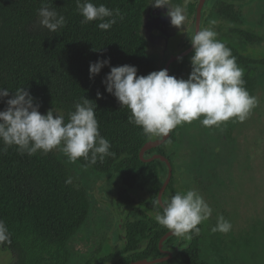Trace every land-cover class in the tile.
Wrapping results in <instances>:
<instances>
[{
  "label": "trees",
  "instance_id": "1",
  "mask_svg": "<svg viewBox=\"0 0 264 264\" xmlns=\"http://www.w3.org/2000/svg\"><path fill=\"white\" fill-rule=\"evenodd\" d=\"M247 1L211 0L207 9L231 25L228 33L218 40L231 50L237 66L243 69L244 87L254 96L259 67L264 71V56L244 53L248 43L260 40L241 26V5ZM90 2L105 5L113 10L114 16L119 9L122 18L115 17L116 23L102 30L98 27L102 21L82 23L76 0H0V88L9 89V95L0 98V111L5 110L6 101L20 88L30 93L40 113L59 109L65 122L75 103L82 102L83 97L96 104L99 132L109 140L112 155L103 161L98 158L95 164L84 158L77 162L99 172L113 173L121 182L114 204L124 215V237L120 236L121 243L116 248L96 261L89 259L83 264H129L162 254L158 242L169 230L159 225L149 212L154 215L162 212L156 201L167 166L158 158L144 161L139 157L146 141L157 137L145 135L141 127L129 122L130 111L105 90L102 80L111 67L125 64L135 66L137 75H147L158 71L160 59L157 53L149 51L142 33L150 0ZM171 2L174 6L182 4V0ZM43 3L65 18V25L56 33L38 25L37 10ZM196 6H185L189 15H195ZM108 19L111 18L106 17L105 21ZM98 59H108L109 64L90 79L89 63ZM176 63L172 62L171 73L178 78ZM177 140L178 126L144 155L146 158L156 152L170 160L172 174L163 199L186 192L172 158ZM89 212L85 188L69 177L65 164L53 150L21 154L17 146H5L0 141V220L9 233V240L0 246L15 252L14 264H68L72 256L69 240L83 227ZM174 237L166 241L171 242ZM177 240L180 243L173 247L176 254L154 264H196L195 233L183 236V240L177 236Z\"/></svg>",
  "mask_w": 264,
  "mask_h": 264
},
{
  "label": "clouds",
  "instance_id": "2",
  "mask_svg": "<svg viewBox=\"0 0 264 264\" xmlns=\"http://www.w3.org/2000/svg\"><path fill=\"white\" fill-rule=\"evenodd\" d=\"M153 7H167L166 15L171 25L185 27V7L173 5L171 0H151ZM82 23L102 21L98 27L108 30L121 17L119 9L110 10L103 4L94 5L90 0H76ZM38 25L56 33L66 21L47 3L37 10ZM106 17H110L105 21ZM192 46L191 71L187 79L168 74L167 69L137 75L131 65L111 67L102 83L105 90L115 96L121 107L130 111L129 122L142 128L145 135L167 137L177 126L199 119L205 127L220 125L231 119L243 122L256 107L257 98L244 87L243 69L225 44L216 39L210 28L186 31ZM98 50V49H96ZM109 64L108 59L89 63V78ZM9 95L8 88H0V98ZM100 93L97 92V97ZM83 97L74 105L67 122L62 114L49 109L45 114L38 111V104L23 88L17 89L0 111V141L5 146L15 145L21 154L33 155L37 151L47 153L59 149L74 163L79 158L95 164L111 156L110 142L99 132L95 116L96 104ZM53 112L56 113L55 117ZM155 221L176 236L199 234L200 225L208 220L212 208L195 190L176 192L167 198H157ZM231 223L223 215L217 217L213 232L227 233ZM190 238V236H189ZM9 240L6 225L0 220V244Z\"/></svg>",
  "mask_w": 264,
  "mask_h": 264
},
{
  "label": "rangeland",
  "instance_id": "3",
  "mask_svg": "<svg viewBox=\"0 0 264 264\" xmlns=\"http://www.w3.org/2000/svg\"><path fill=\"white\" fill-rule=\"evenodd\" d=\"M197 2L198 0H182L181 6L197 5ZM210 2L211 0L206 1L204 12ZM153 8L162 11L165 7H153L152 3L149 4L143 17L142 33L148 41L149 51L158 54V70H161L170 55L181 52L190 44L186 31L189 28L194 31V15H189L185 8V27L178 29L171 25L170 17L166 14L161 13L159 17L154 15L151 11ZM206 14L205 25L204 21L201 22L202 29L213 30L217 34V40L222 34L228 33L227 29L231 25L225 19L210 11ZM241 18V26L260 38L259 41L248 44L245 52L264 56V0L243 2ZM191 55L192 50L176 60L177 66L181 65L180 78H188ZM257 76L254 97L258 103L243 122L231 119L220 127H205L197 119L178 126V140L174 146L176 151L172 158L180 172L182 186L197 191L211 208L215 205L230 206L233 211L225 215L228 220L239 216V220L244 222L252 216L253 219L257 217L255 222H259L260 216L256 209L264 210V177H259V167L264 161V71L261 68ZM53 110L61 114V110ZM53 115L55 117L56 113L53 112ZM53 151L65 164L69 177L85 188L90 201V212L83 227L69 240L72 256L68 264H83L89 259L96 261L121 243L118 224L122 221H119L120 212L114 204L121 182L113 173L99 172L80 165L77 161L71 163L58 148ZM231 161L235 162V166L229 172L227 166L230 167ZM229 174L234 176L231 184ZM212 222L215 221L209 219V228L212 227ZM256 229H264V219ZM230 237L231 234H226L227 241L222 243L231 242ZM210 238L214 240V235ZM14 261L15 252L0 246V264H14ZM206 264L212 263L207 261Z\"/></svg>",
  "mask_w": 264,
  "mask_h": 264
},
{
  "label": "flooded vegetation",
  "instance_id": "4",
  "mask_svg": "<svg viewBox=\"0 0 264 264\" xmlns=\"http://www.w3.org/2000/svg\"><path fill=\"white\" fill-rule=\"evenodd\" d=\"M151 11L153 12L154 15H157L159 17L161 13L166 14L167 7H165L162 11L158 8H153V9H151ZM207 11H208V9L206 10V13H207ZM206 13H205L204 18H203V16L201 18V22L204 21V25H205V19H206V15H207ZM158 17H157V19L159 20ZM241 20H242V18H241ZM194 21H195V15L193 18V25L192 26H194ZM242 22H243V20H242ZM203 29H204V27H203ZM251 32H253V31H251ZM222 35H225V34H222ZM248 44H251V43H248ZM247 46H246V49H247ZM246 49H245V51H246ZM245 51H244V53L247 54ZM249 55H251V54H249ZM251 56H254V55H251ZM255 57H260V56H255ZM165 63L166 62H164V64ZM180 67H181V65H180ZM180 67H178L179 71H180L178 78H180L181 74H182ZM259 69H260V67H259ZM261 71H262V68H261ZM172 76H173V74H172ZM155 140H157V138L154 139V141ZM231 162L232 163H231L230 167L227 166V169L229 172H231L232 167L235 166V162L234 161H231ZM262 162H263V164L260 165V167H259L260 168L259 169V177H264V161H262ZM175 171L178 172V174H177L178 179L180 181V185L182 186V183L180 180V174H179L180 172L177 169H175ZM229 175H230L229 182L231 184V182L233 181L232 177H234V176H233V174H229ZM263 181H264V179H263ZM182 189L184 191L188 190L183 186H182ZM256 210L260 216L259 222H255L257 217H254V219H253L252 216H251V218H248V221L246 220L244 222H241V220H239V216L234 217L232 220H228L225 217V215H228L230 212L233 211L230 206L224 207V206H218V205L216 206L215 205V207L212 208V214H211V217L209 218V219H213L215 221V222L211 223L212 227L209 228L208 225L210 223H209V219H208V220L202 222L200 225H198V227L200 228L199 234L195 233V236H196V248H195V253H196L195 260H196V262L195 263L196 264H206L207 261H209L212 264H264V229H258V230L256 229L259 227V224H261L262 219H264V210H262L261 208L256 209ZM119 212H120L119 221H122V222L118 224V230L121 231V237H124V231H123V225H122L124 222V215L121 211H119ZM149 214H151L152 217L155 216L154 212H152V211L149 212ZM219 215H223V217L231 223L232 227H231V230L229 232L222 233L219 231H216V232L212 231V228L217 223V217ZM169 232L170 231H168L167 233H169ZM167 233H165V234H167ZM226 234L228 236H230V234H231L230 238L232 240H231V242H228L229 246L227 245L228 243L227 244L222 243V241H227V239H225ZM164 235H162L160 237V239ZM173 235L174 234H171L168 237L173 236ZM212 235H214V240L210 238ZM174 236H175L174 240L171 242L166 241V239L168 237H166L162 241L161 244H159V242H158V246L161 248V252H162V254L158 257H163V256L165 257V256L170 255V257L165 259V260H168V259H171L176 254L177 250L173 249V247L176 246V244L180 243V242L177 240V236L176 235H174ZM160 239H159V241H160ZM181 239L183 240V236H181Z\"/></svg>",
  "mask_w": 264,
  "mask_h": 264
},
{
  "label": "water",
  "instance_id": "5",
  "mask_svg": "<svg viewBox=\"0 0 264 264\" xmlns=\"http://www.w3.org/2000/svg\"><path fill=\"white\" fill-rule=\"evenodd\" d=\"M206 0H198L197 2V6H196V12H195V21H194V31L195 30H200L201 29V18L203 16V12H202V9H203V6H204V3H205ZM190 50H192V46H191V43L184 49L182 50L181 52L177 53V54H172L168 57L166 63H165V69H167L168 71V74L169 75H172L171 74V64L174 60L182 57L183 55H185L186 53H188ZM169 136V134H168ZM167 137H164V138H158L157 140H153V139H148L146 141V143L142 146V148L140 149L139 151V157L144 160V161H150L152 159H161L167 166V175L161 185V187L159 188L158 190V193H157V198H160V199H163V192H164V189L171 177V174H172V167H171V163L169 161V159L162 155V154H159V153H150L148 157H144L145 153L147 150H149L150 148L162 143L165 139L168 138ZM172 233L169 232L167 234H165L159 241V244L162 243V241L168 237L169 235H171ZM170 257V255L168 256H163V257H157V258H154V259H140V260H136V261H133L129 264H154V263H157V262H160V261H163L165 260L166 258Z\"/></svg>",
  "mask_w": 264,
  "mask_h": 264
}]
</instances>
